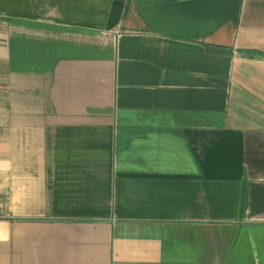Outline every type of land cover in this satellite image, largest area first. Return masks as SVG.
<instances>
[{"label": "crops", "instance_id": "1", "mask_svg": "<svg viewBox=\"0 0 264 264\" xmlns=\"http://www.w3.org/2000/svg\"><path fill=\"white\" fill-rule=\"evenodd\" d=\"M0 264H264V0H0Z\"/></svg>", "mask_w": 264, "mask_h": 264}]
</instances>
